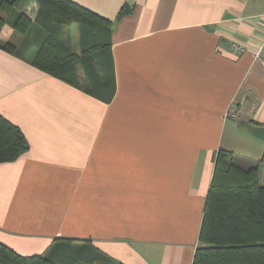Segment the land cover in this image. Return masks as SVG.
<instances>
[{
  "label": "crops",
  "instance_id": "obj_1",
  "mask_svg": "<svg viewBox=\"0 0 264 264\" xmlns=\"http://www.w3.org/2000/svg\"><path fill=\"white\" fill-rule=\"evenodd\" d=\"M74 1L113 20V96L86 89L105 80L104 56L78 65L79 87L31 62L37 31L11 30L0 113L30 148L0 163V241L33 255L86 238L124 264H193L219 149L245 167L264 152L249 131L264 125V0Z\"/></svg>",
  "mask_w": 264,
  "mask_h": 264
},
{
  "label": "trees",
  "instance_id": "obj_2",
  "mask_svg": "<svg viewBox=\"0 0 264 264\" xmlns=\"http://www.w3.org/2000/svg\"><path fill=\"white\" fill-rule=\"evenodd\" d=\"M29 0H0V47L16 52L18 46L8 36L11 30L24 36L39 34L31 62L68 83L83 87L78 65L104 56L107 77L86 88L109 100L114 88L109 84L108 49L113 20L105 18L74 0H36L35 18L26 12ZM134 3L126 1L117 19L131 13ZM17 12V13H15ZM78 25L82 50L76 52L65 42L70 28ZM106 74V73H105ZM97 86L100 92L97 91ZM29 141L22 129L0 113V163L12 162L26 153ZM262 157L250 166L239 164L231 150L220 148L206 198L199 245L193 264H264V185L260 183ZM0 264H124L100 249L90 239L58 237L44 253L22 255L0 241Z\"/></svg>",
  "mask_w": 264,
  "mask_h": 264
},
{
  "label": "rangeland",
  "instance_id": "obj_3",
  "mask_svg": "<svg viewBox=\"0 0 264 264\" xmlns=\"http://www.w3.org/2000/svg\"><path fill=\"white\" fill-rule=\"evenodd\" d=\"M15 13H17V12H15ZM70 29H71V30H70V32L68 33L69 36H65L64 39H65V42H67L68 38H70V41L72 40V47H73L75 50H77L76 47H75V45H73V44H74V43H75V44L78 43L77 45H78V47H79V40H78V27H77V25H73ZM68 44H70V42H68ZM238 150H239V152H241V153L244 152V150H243L241 147H239ZM241 153H239V155H240ZM260 154H261V153H260ZM256 155H257V152L255 153L254 157H256ZM240 156H244V155H240ZM260 157H261V155H260ZM257 158H258V157H257ZM259 171H260V172H259L260 183L262 184V183H264V162L261 163V165H260V170H259Z\"/></svg>",
  "mask_w": 264,
  "mask_h": 264
},
{
  "label": "water",
  "instance_id": "obj_4",
  "mask_svg": "<svg viewBox=\"0 0 264 264\" xmlns=\"http://www.w3.org/2000/svg\"><path fill=\"white\" fill-rule=\"evenodd\" d=\"M254 136L264 140V125L263 126H253L249 130Z\"/></svg>",
  "mask_w": 264,
  "mask_h": 264
},
{
  "label": "built area",
  "instance_id": "obj_5",
  "mask_svg": "<svg viewBox=\"0 0 264 264\" xmlns=\"http://www.w3.org/2000/svg\"><path fill=\"white\" fill-rule=\"evenodd\" d=\"M236 50L238 52L243 51L242 47H237ZM226 116L229 118H238V114H237V109L235 105L230 106V108L228 109Z\"/></svg>",
  "mask_w": 264,
  "mask_h": 264
}]
</instances>
